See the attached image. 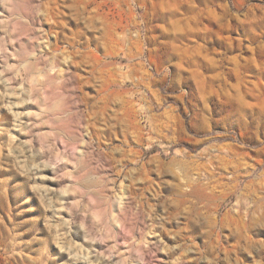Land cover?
Instances as JSON below:
<instances>
[{"label": "rangeland", "instance_id": "1", "mask_svg": "<svg viewBox=\"0 0 264 264\" xmlns=\"http://www.w3.org/2000/svg\"><path fill=\"white\" fill-rule=\"evenodd\" d=\"M0 264H264V0H0Z\"/></svg>", "mask_w": 264, "mask_h": 264}]
</instances>
